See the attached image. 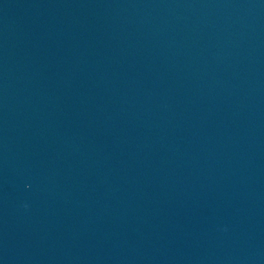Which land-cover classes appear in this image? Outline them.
<instances>
[{
  "label": "water",
  "instance_id": "water-1",
  "mask_svg": "<svg viewBox=\"0 0 264 264\" xmlns=\"http://www.w3.org/2000/svg\"><path fill=\"white\" fill-rule=\"evenodd\" d=\"M0 264H264V0H0Z\"/></svg>",
  "mask_w": 264,
  "mask_h": 264
}]
</instances>
